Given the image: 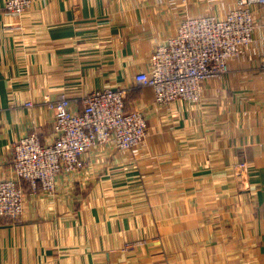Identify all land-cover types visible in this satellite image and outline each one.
Returning a JSON list of instances; mask_svg holds the SVG:
<instances>
[{
    "label": "crops",
    "instance_id": "1",
    "mask_svg": "<svg viewBox=\"0 0 264 264\" xmlns=\"http://www.w3.org/2000/svg\"><path fill=\"white\" fill-rule=\"evenodd\" d=\"M5 1L0 179L14 175L21 136L38 130L44 142L54 140L45 96L138 88L136 72L187 14L222 17L235 7V0H33L15 14ZM254 8L252 45L208 82L200 103L159 106L154 89L140 87L131 105L146 112L142 144L94 146L84 171L61 175L53 195L27 184L24 215L0 219V264H264V5Z\"/></svg>",
    "mask_w": 264,
    "mask_h": 264
},
{
    "label": "built area",
    "instance_id": "2",
    "mask_svg": "<svg viewBox=\"0 0 264 264\" xmlns=\"http://www.w3.org/2000/svg\"><path fill=\"white\" fill-rule=\"evenodd\" d=\"M32 5L33 0H6L4 8L21 14ZM256 5H264V0H235V7L222 17L187 14L176 32L153 49L147 66L136 72L137 87L151 86L159 106L179 100L200 103L208 82L227 75L232 60L252 45L258 26ZM131 90L122 85L96 88L80 99L65 92L45 96L54 114V140L44 142L37 130L15 141L14 175L0 179V216L24 215L27 189L21 180L34 192L53 195L61 175L84 171V156L94 146L111 144L126 151L142 144L148 136L147 116L139 107L126 109L125 98ZM242 171L249 172L248 166L243 165Z\"/></svg>",
    "mask_w": 264,
    "mask_h": 264
},
{
    "label": "trees",
    "instance_id": "3",
    "mask_svg": "<svg viewBox=\"0 0 264 264\" xmlns=\"http://www.w3.org/2000/svg\"><path fill=\"white\" fill-rule=\"evenodd\" d=\"M141 91H142L141 88L138 87V88H135V89L128 92V94L126 95V98H125L127 110H130L132 107L131 103L140 97ZM21 182H22V184L25 185V188H26L28 182L24 179L21 180ZM0 219H3L5 221H10V220L12 221V219L18 220V218H12L9 216H0Z\"/></svg>",
    "mask_w": 264,
    "mask_h": 264
}]
</instances>
